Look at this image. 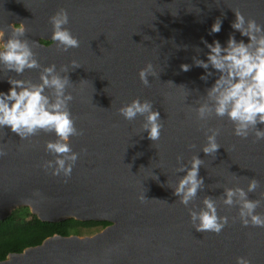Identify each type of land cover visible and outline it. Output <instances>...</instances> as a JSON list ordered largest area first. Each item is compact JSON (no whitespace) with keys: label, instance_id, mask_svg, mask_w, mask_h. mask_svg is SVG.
Instances as JSON below:
<instances>
[{"label":"water","instance_id":"95a60500","mask_svg":"<svg viewBox=\"0 0 264 264\" xmlns=\"http://www.w3.org/2000/svg\"><path fill=\"white\" fill-rule=\"evenodd\" d=\"M60 8L67 10L66 27L80 41L67 52L52 41H40H50L48 18ZM233 10L264 26V0H0L6 39L11 36L8 26L20 21L26 28L20 38L33 45L41 66L59 69L73 59L81 65L68 73L75 89L69 109L83 130L70 141L80 155L68 178L40 167L53 159L44 151V144L55 139L52 133L40 132L29 142L7 127L0 131L7 152L0 157V220L28 207L44 222H109L90 236L54 234L7 254L0 264H235L237 256L264 264V228L244 227L238 218L233 222L236 206L218 204V215L229 217L219 234L197 232L188 215L192 203L198 209L204 196L218 199L225 186L246 188L248 179L256 178L260 187L248 199H258L264 191V140L252 134L236 137L227 118L205 123L194 112L216 78L202 81L204 69L193 63L194 57L206 59L202 41L219 40L224 46L233 34L247 42L231 28ZM217 18L221 30L210 35ZM148 62L158 76H149L145 87L138 71ZM181 64L191 67L185 72ZM39 71L26 69L21 76L0 72V91L7 92L9 76L38 82ZM134 98L150 100L159 111L163 127L158 141L141 131L142 117L127 121L118 114ZM209 127L220 129L215 156L200 151ZM193 155L204 161L198 174L205 188L186 208L169 186L184 174L175 171L177 156L186 163ZM141 192L144 203L137 200ZM256 211L264 212V201Z\"/></svg>","mask_w":264,"mask_h":264},{"label":"clouds","instance_id":"9594fccd","mask_svg":"<svg viewBox=\"0 0 264 264\" xmlns=\"http://www.w3.org/2000/svg\"><path fill=\"white\" fill-rule=\"evenodd\" d=\"M233 12L235 20L231 23V28L238 31L241 37H247V42L243 39L238 41L233 34H229L224 46L219 40H213L212 43L202 41L208 49L206 59L194 57L193 63L204 69V74L200 76L202 81H207L211 76L216 78L211 87L205 90L203 99L198 102L194 112L196 119L205 123L213 117L227 118L232 123L233 135L236 137L247 139L252 134L255 140H264V128L257 127L258 124L264 125V26L252 18L246 19L239 10ZM48 19L52 28L50 41L59 51L67 52L80 46L79 39L66 27L69 23L66 9H58ZM221 23V19L217 18L211 25L209 34L219 33ZM8 27L11 29V36L7 39L5 29L0 28V72L11 71L21 76L26 69L40 71L38 82L11 76L7 78L10 87L7 92L0 91V131L7 127L21 141L29 142L31 137L40 132L52 133L55 139L44 144V151L53 159L43 161L40 167L45 171L50 169L53 176L68 178L80 155L72 150L71 138L83 134V130L76 127L75 117L69 109L75 89L68 73L81 65L73 59L59 69L55 64L41 66L33 45L20 38L26 32L24 24L17 23ZM190 67L188 64L180 65L185 72ZM149 76H158L151 62L138 71L139 81L145 87L150 84ZM80 83L83 84L84 80ZM117 112L127 121L142 117L140 129L147 133V139L152 142L160 139L163 127L160 113L153 108L150 100L134 98L122 104ZM219 134V128H207L204 133L205 143L200 151L208 156H215L221 147L217 142ZM5 155V145L0 144V157ZM176 159L179 166L175 171L184 174L178 177L174 186L169 187L178 202L188 208L190 202L195 201L197 192L205 188L204 178L198 174L204 161L198 155H193L186 163L181 162V156ZM148 177L158 180L153 173ZM259 187V181L251 178L248 179L246 188L238 185L223 187L222 196L218 199L204 196L198 209L192 203V207L188 208V215L193 229L197 232L221 233L229 223V217L218 215V204L229 208L237 207L238 215L232 217L233 222L238 218L244 227L251 225L264 228V212L256 211L264 201V191L258 193V199H248V194L256 192ZM137 200L141 203L147 200L144 192L137 195ZM235 264H252V261L245 256H237Z\"/></svg>","mask_w":264,"mask_h":264},{"label":"trees","instance_id":"16d2710c","mask_svg":"<svg viewBox=\"0 0 264 264\" xmlns=\"http://www.w3.org/2000/svg\"><path fill=\"white\" fill-rule=\"evenodd\" d=\"M44 44L49 41L41 40ZM107 221H79L68 219L61 222H44L30 213L28 207H19L11 214L0 220V260L9 253L21 252L24 248L35 246L43 239L59 234L80 235L81 228H99L107 226Z\"/></svg>","mask_w":264,"mask_h":264},{"label":"rangeland","instance_id":"374dc122","mask_svg":"<svg viewBox=\"0 0 264 264\" xmlns=\"http://www.w3.org/2000/svg\"><path fill=\"white\" fill-rule=\"evenodd\" d=\"M82 233L79 236H90L93 235L94 233L100 231L99 228H81Z\"/></svg>","mask_w":264,"mask_h":264},{"label":"flooded vegetation","instance_id":"af4514ba","mask_svg":"<svg viewBox=\"0 0 264 264\" xmlns=\"http://www.w3.org/2000/svg\"><path fill=\"white\" fill-rule=\"evenodd\" d=\"M17 23H22V22H20V21L12 22V23L10 24V26L13 25V24H17ZM24 26H25V25H24ZM0 28H3V27L0 26ZM5 39H6V29H5ZM41 40H42V39H41ZM41 40H40V41H41ZM46 41H47V40H46ZM41 43H43V42H41ZM49 43H51V41H49ZM49 43H48V44H49ZM43 44H44V43H43ZM48 44H45V45H48Z\"/></svg>","mask_w":264,"mask_h":264}]
</instances>
